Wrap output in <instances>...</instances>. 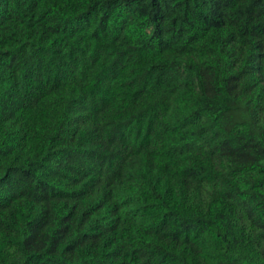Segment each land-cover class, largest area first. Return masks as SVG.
Here are the masks:
<instances>
[{"label":"trees","instance_id":"obj_1","mask_svg":"<svg viewBox=\"0 0 264 264\" xmlns=\"http://www.w3.org/2000/svg\"><path fill=\"white\" fill-rule=\"evenodd\" d=\"M0 264H264V0H0Z\"/></svg>","mask_w":264,"mask_h":264}]
</instances>
